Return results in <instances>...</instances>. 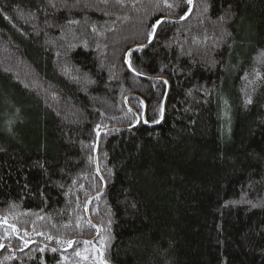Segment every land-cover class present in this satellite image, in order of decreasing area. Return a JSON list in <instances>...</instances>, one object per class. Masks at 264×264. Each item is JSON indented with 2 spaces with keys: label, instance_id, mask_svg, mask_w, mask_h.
I'll return each mask as SVG.
<instances>
[{
  "label": "trees",
  "instance_id": "trees-1",
  "mask_svg": "<svg viewBox=\"0 0 264 264\" xmlns=\"http://www.w3.org/2000/svg\"><path fill=\"white\" fill-rule=\"evenodd\" d=\"M167 3L0 0V264H264V0Z\"/></svg>",
  "mask_w": 264,
  "mask_h": 264
},
{
  "label": "rangeland",
  "instance_id": "rangeland-1",
  "mask_svg": "<svg viewBox=\"0 0 264 264\" xmlns=\"http://www.w3.org/2000/svg\"><path fill=\"white\" fill-rule=\"evenodd\" d=\"M4 217H0V229L3 231L5 237L11 236L13 234H18L19 230L13 232V230L8 226L11 225L7 220L4 223ZM60 264H109L104 256L103 248L100 244H90L84 245L83 247L76 249L69 253H63L61 256ZM58 263V264H59Z\"/></svg>",
  "mask_w": 264,
  "mask_h": 264
},
{
  "label": "snow or ice",
  "instance_id": "snow-or-ice-1",
  "mask_svg": "<svg viewBox=\"0 0 264 264\" xmlns=\"http://www.w3.org/2000/svg\"><path fill=\"white\" fill-rule=\"evenodd\" d=\"M187 3L190 5L191 4V0H187ZM165 7L172 8V7H174V5L170 4V3H167V0H165ZM204 10L205 11L208 10V5L207 4H205ZM189 11H191V8L189 9ZM188 15H189V13H185V15L181 17V19L182 20L185 19ZM221 19H223V17H221ZM69 23H75V22L74 21H70ZM163 23H164V20L163 19H159V20H156V22L152 25V31L148 34L149 42H151L152 38L155 36L158 26H161ZM141 47H143V46H141ZM129 54H131V50H130ZM129 68H131V63L130 62H129ZM133 71H135V70L133 69ZM256 78L257 79H262L264 77H262L260 75V73H256ZM165 83H166V81H165ZM251 102L252 101H251L250 98L246 101V103H251ZM141 103H143V102H141ZM160 111H161V115H163V107H161ZM156 122L158 123L159 121H156ZM97 128H99V125H97ZM3 222L7 223V219L5 218ZM8 226L13 230V232L17 231L15 225H8ZM73 243H75V241H71V240L68 241L69 245H72ZM86 243H90V242H86ZM0 247H4V245L0 244ZM53 251H55V249H53Z\"/></svg>",
  "mask_w": 264,
  "mask_h": 264
},
{
  "label": "water",
  "instance_id": "water-1",
  "mask_svg": "<svg viewBox=\"0 0 264 264\" xmlns=\"http://www.w3.org/2000/svg\"><path fill=\"white\" fill-rule=\"evenodd\" d=\"M180 21L182 20V19H179Z\"/></svg>",
  "mask_w": 264,
  "mask_h": 264
}]
</instances>
